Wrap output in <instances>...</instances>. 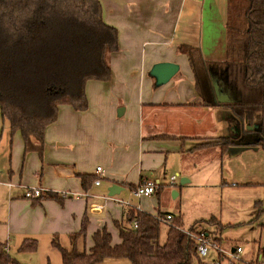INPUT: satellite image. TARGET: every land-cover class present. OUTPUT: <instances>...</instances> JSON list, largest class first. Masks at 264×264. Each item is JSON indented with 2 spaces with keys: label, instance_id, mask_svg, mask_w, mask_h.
<instances>
[{
  "label": "crops",
  "instance_id": "0c3cea01",
  "mask_svg": "<svg viewBox=\"0 0 264 264\" xmlns=\"http://www.w3.org/2000/svg\"><path fill=\"white\" fill-rule=\"evenodd\" d=\"M101 2L105 6L102 8L101 4L104 22L118 30L119 49L110 57V79L86 81V110L75 111L68 105L59 107L56 120L44 131L42 156L25 150L18 131L13 134L9 131L7 137L9 146L4 159H0L5 162L4 166L0 164V188L6 195L1 210L0 243L8 254L13 253L11 256L16 260L19 259L15 252L33 258L34 264H56L50 261L52 248L57 250L52 243L54 238L62 247L70 248V235L78 233L84 221L86 235L90 237L86 249L92 245L91 237L97 229L106 227L109 230L114 226L118 235L114 221L122 222L124 207L135 209L138 205V210L154 215L171 213L174 217L179 216L183 227L180 213L168 207V191L164 190L166 182L163 178L168 181L169 175L160 177L162 170L167 166L181 170L184 173L181 179L188 181L180 185L187 184L190 182L188 177L197 171L213 169L194 154L214 145L200 147L199 144L218 137H234L237 132L235 118L227 109L202 107L187 57L179 50L180 45L186 44L197 48L204 60L217 62L225 59L227 0ZM160 62L175 63L179 70L166 83L156 85L149 72ZM121 107L124 112L119 117L117 110ZM124 116L130 121L121 130L118 119ZM160 134L176 135V138L153 137ZM1 140L0 147L6 141ZM247 150L249 147L237 151L230 148L220 154L221 157H234V153L239 155ZM97 166L103 170L101 185L86 182L84 186L82 178L95 175ZM151 177L160 183L155 198H150L154 194L141 198L129 194L132 189L129 185L135 187L141 180ZM113 183L123 188L117 197L129 200L131 206L99 198L108 194L107 188ZM254 183L250 182L251 185ZM32 187L42 189L43 195L26 198L25 189ZM63 191L70 192V195L63 196ZM170 193L172 197L178 195L173 189ZM75 194L87 197H76ZM133 198L138 199L139 204L135 205ZM146 199L156 202L154 211L149 209ZM95 205L103 207L96 211ZM261 205L257 202V212L262 211ZM210 217L195 218L192 224ZM221 217V214L215 217L218 223L211 229H224L223 223L238 222L239 219L238 215L227 220ZM123 224L132 227L131 223ZM259 227L264 228V223ZM75 239L81 249V239ZM24 240H34L36 250L20 251ZM252 240L257 249H264V240L260 237L257 241ZM119 241V236L112 239L114 244ZM226 244L221 238L219 246L222 249L239 246ZM243 253L242 248L240 260L235 264H248L258 256V253L255 256L252 253L244 257ZM215 257L214 253L210 260Z\"/></svg>",
  "mask_w": 264,
  "mask_h": 264
},
{
  "label": "trees",
  "instance_id": "16d2710c",
  "mask_svg": "<svg viewBox=\"0 0 264 264\" xmlns=\"http://www.w3.org/2000/svg\"><path fill=\"white\" fill-rule=\"evenodd\" d=\"M226 29L222 61L204 60L197 48L179 46L202 107L225 108L239 121L234 137L199 146H217L221 154L233 147L264 150V0H227ZM118 49V31L104 22L100 0H0V110L10 134L18 131L25 150L42 156L44 131L56 120L59 107L86 110V81H108L110 57ZM94 179L83 177L82 184ZM122 215V222L114 221L118 243H112L110 232L102 227L92 234L89 249H79L75 237L85 238L86 221L70 235V248L54 238L60 264H209L198 255L179 216L162 223L156 215L130 207H124ZM132 220L136 226L123 224ZM219 235L212 236L217 244ZM19 250L35 251V241L24 240ZM259 254L264 257V249ZM0 264H21L2 243Z\"/></svg>",
  "mask_w": 264,
  "mask_h": 264
},
{
  "label": "rangeland",
  "instance_id": "374dc122",
  "mask_svg": "<svg viewBox=\"0 0 264 264\" xmlns=\"http://www.w3.org/2000/svg\"><path fill=\"white\" fill-rule=\"evenodd\" d=\"M101 4L102 8H104V2H101ZM239 19L240 15L238 17V20ZM235 120L239 124L236 118ZM129 121V118L125 116L118 119V122H120L119 128L124 130ZM8 136L9 129L7 127V122L3 120L0 110V139H2L1 141L6 140L2 143L3 146L0 147V159L2 157L4 159L7 147L9 146ZM233 149L236 151L235 148ZM194 155L207 162V166L213 169L209 170L207 168L208 171H206L205 168H203L197 171L192 177H188L190 182L185 185H180V179L184 177V173L181 170L169 166H167L166 170H162L160 177H163L165 174H167L166 177L170 174H177L176 182H174L176 183L175 186L174 184L170 185L169 179L167 181L166 178H163L166 182L164 190L168 191L167 198L169 209L175 213H180L185 230L191 229L192 226L200 229L206 228L212 232L210 233L211 236L222 235L221 238L227 243L226 246H230V244L242 246L244 257L246 255H252V253H254L253 256L257 253L261 255L258 252L261 248L257 249L256 243L252 238L256 241L259 237L264 240V228L259 227L260 223H264V150L249 147V150L239 155L234 153V157H229L228 155L221 157L219 149L213 146L209 147L207 150L196 151ZM177 161H179V158H177ZM0 164L4 166L5 162L0 161ZM155 179L156 178H152L151 180L155 181ZM251 181H255V185H251ZM167 182H169V184ZM170 189L176 190L178 195L172 197ZM155 196L156 194L150 198H155ZM5 197V190L0 188V220L3 218L1 210L4 207ZM132 200L133 202L134 200L136 201L135 205L139 204L138 199L133 198ZM161 200L163 202L164 199L161 198ZM257 202L262 203L260 207L262 211L258 213ZM145 203L149 205L151 211H154L153 207L156 206V202L146 199ZM253 212H256V214L253 215ZM219 214H221L223 220L238 215L239 223H223V228H225L220 231L215 228L211 229L218 223V219L215 217H218ZM210 215H214L215 217H210ZM203 216L210 218L200 219L196 221L195 224H192L195 218ZM108 231L111 233L113 240L118 238L114 226L109 227ZM1 234L2 224L0 222V235ZM164 236L165 230L163 229L160 236L162 241L164 240ZM234 239H237V241ZM89 240L90 237L86 235L84 239L80 240L79 246L87 248L89 246ZM52 249L50 253L51 263L60 264L59 252L55 248ZM26 252L29 253L33 251ZM15 254H17L19 259L17 261L21 264H34L31 260L33 258H30L28 255L19 254L17 252H15ZM213 254V252H210L209 256L204 258V260L210 262V257ZM11 255H13V253H11Z\"/></svg>",
  "mask_w": 264,
  "mask_h": 264
},
{
  "label": "built area",
  "instance_id": "2783aa9c",
  "mask_svg": "<svg viewBox=\"0 0 264 264\" xmlns=\"http://www.w3.org/2000/svg\"><path fill=\"white\" fill-rule=\"evenodd\" d=\"M102 168L100 166H97L95 168V179L93 180V184L95 186L101 185V174ZM177 178L176 174H170L169 175V182L170 184H174L175 180ZM160 187V183L151 179H143L141 180L134 188L129 190V194L136 197L141 198L145 196H149L154 194ZM43 190L37 187L32 188H26L24 196L29 199L38 198L43 195ZM63 196L70 195V192L63 191ZM76 197H87V195L82 194L78 195L75 194ZM118 195L109 196L107 193L104 195L99 196L102 200H112L116 203L122 204L124 206H131L128 200L119 199L117 197ZM92 197V196H90ZM96 197V196H93ZM103 206L102 205H95L94 208L96 211H99ZM137 208V209H136ZM140 209L139 206H135V210ZM158 217V220L162 223H167L169 221H172L173 214L167 213L163 216H158V214H155ZM131 226H136V220H132ZM187 235H189L195 242H196V251L200 257L203 259L208 257L210 252H213L216 254V257L210 260L209 264H235L236 261L240 260V254L242 252L241 246H235L234 248L230 249H222L220 248L219 244H217L213 237L206 232L203 229L196 228V229H189L185 230ZM262 255H258L255 261H251L248 264H264Z\"/></svg>",
  "mask_w": 264,
  "mask_h": 264
},
{
  "label": "water",
  "instance_id": "95a60500",
  "mask_svg": "<svg viewBox=\"0 0 264 264\" xmlns=\"http://www.w3.org/2000/svg\"><path fill=\"white\" fill-rule=\"evenodd\" d=\"M179 70V66L175 63L171 62H160L156 63L152 66L150 70V75L155 79L156 85H162L166 83L168 80H170ZM223 101V100H220ZM124 112V108H118L117 115L120 117ZM256 126L259 125V122L255 124ZM237 151V148L242 147H233ZM231 148V149H233ZM234 150V149H233ZM188 180L181 179L180 183H184ZM123 190L122 187H120L118 184L113 183L110 186H108L107 191L109 196L118 195Z\"/></svg>",
  "mask_w": 264,
  "mask_h": 264
}]
</instances>
